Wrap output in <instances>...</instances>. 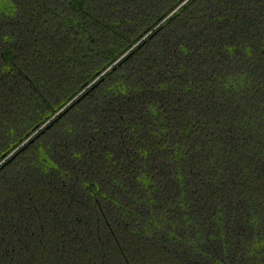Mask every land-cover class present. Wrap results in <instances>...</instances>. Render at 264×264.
Segmentation results:
<instances>
[{"label": "trees", "instance_id": "obj_1", "mask_svg": "<svg viewBox=\"0 0 264 264\" xmlns=\"http://www.w3.org/2000/svg\"><path fill=\"white\" fill-rule=\"evenodd\" d=\"M0 264H264V0H0Z\"/></svg>", "mask_w": 264, "mask_h": 264}]
</instances>
